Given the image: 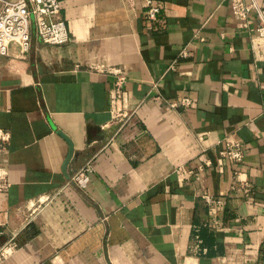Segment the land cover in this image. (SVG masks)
I'll return each mask as SVG.
<instances>
[{
    "label": "crops",
    "instance_id": "1",
    "mask_svg": "<svg viewBox=\"0 0 264 264\" xmlns=\"http://www.w3.org/2000/svg\"><path fill=\"white\" fill-rule=\"evenodd\" d=\"M152 2L150 22L144 0H61L67 45L32 25L26 53L0 56V264H264L255 15L245 26L224 0ZM118 75L134 114L117 133ZM182 98L192 106L171 105ZM226 142L244 145L241 163L220 158ZM88 161L78 189L70 178Z\"/></svg>",
    "mask_w": 264,
    "mask_h": 264
},
{
    "label": "built area",
    "instance_id": "2",
    "mask_svg": "<svg viewBox=\"0 0 264 264\" xmlns=\"http://www.w3.org/2000/svg\"><path fill=\"white\" fill-rule=\"evenodd\" d=\"M229 3L230 9L235 19L248 26L251 21L249 15L254 13L255 26L250 32L254 33V40H257L252 49L254 53L261 57L264 53V12L259 4V0H224ZM61 0H15L13 2L2 0L0 8V56L8 55L12 46L19 49V53H26L30 47L31 26H34L38 39L46 45L64 46L70 41L68 29L64 19L60 15ZM146 12L145 18L154 21L159 12V8L153 5L152 0H144ZM183 49L180 57H185ZM174 68V63L170 69ZM125 77L118 75L109 92V125L120 132L130 121L134 112L128 107L127 93L123 85ZM173 107L188 108L192 106V101L182 98L177 103L171 104ZM10 141V133L0 129V155L7 151ZM244 145L240 142H226L219 152L220 158L231 162L241 163L244 157ZM94 172L91 161L86 162L81 168L75 171L70 178V183L78 189H83L90 181ZM9 187L7 179L0 177V193ZM248 183H241L240 189L248 190ZM206 202L211 203L209 197H205ZM217 204H220L217 201ZM197 244L200 240L196 239ZM198 247V246H197Z\"/></svg>",
    "mask_w": 264,
    "mask_h": 264
},
{
    "label": "water",
    "instance_id": "3",
    "mask_svg": "<svg viewBox=\"0 0 264 264\" xmlns=\"http://www.w3.org/2000/svg\"><path fill=\"white\" fill-rule=\"evenodd\" d=\"M60 134V133H59ZM61 135V134H60ZM62 137H63V135H61ZM64 138V137H63ZM66 141H67V143H68V146H69V150H68V154H67V156H66V158H65V160H64V163H63V165H62V170H63V172L64 173H66V168H67V165H68V163H69V161H70V159H71V157H72V146H71V143L69 142V140L67 139V138H64Z\"/></svg>",
    "mask_w": 264,
    "mask_h": 264
}]
</instances>
